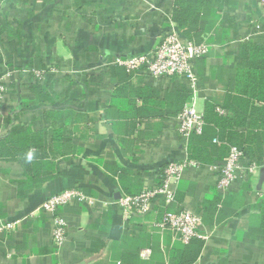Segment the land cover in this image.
Here are the masks:
<instances>
[{
    "label": "crops",
    "instance_id": "crops-1",
    "mask_svg": "<svg viewBox=\"0 0 264 264\" xmlns=\"http://www.w3.org/2000/svg\"><path fill=\"white\" fill-rule=\"evenodd\" d=\"M175 8V0H0L6 85L0 96V224L15 223L0 228V264H92L110 255L112 261L123 236L140 244L138 256L147 260L140 250L153 242L163 251L186 244L154 224L167 209L201 216V249L192 264H264V157L225 195L204 166L185 170L174 200L167 206L157 200L144 216L125 220L115 203L159 185L167 162L188 157L189 139L174 124L180 92L189 91L182 90L183 80H153L110 64L116 56L155 48L171 21L183 40L195 42L177 28ZM262 13L257 0H212L199 35L211 48L194 63L197 110L203 113L214 99L218 114L233 119L228 130L235 129L237 140L261 132L256 117L248 116L249 102L233 87L237 40L252 32ZM251 40L264 44V37ZM29 67L47 71L46 79L33 82L24 73ZM240 145L260 148L264 156V141ZM72 187L108 203L58 208L68 228L56 248L52 216L39 205Z\"/></svg>",
    "mask_w": 264,
    "mask_h": 264
},
{
    "label": "built area",
    "instance_id": "built-area-1",
    "mask_svg": "<svg viewBox=\"0 0 264 264\" xmlns=\"http://www.w3.org/2000/svg\"><path fill=\"white\" fill-rule=\"evenodd\" d=\"M257 3L263 10L261 18L253 21L252 32L239 38L237 42L250 41L258 36L264 37V0H257ZM210 48L211 46L205 42L183 40L171 21L155 48L145 53L116 56L111 59L110 64L120 66L131 74L144 73L153 80L164 77L183 79L191 94L190 99L174 118V124L180 137L188 140L193 134H201L205 124L203 113L196 107L199 81L194 63L208 54ZM24 73L37 81H43L47 75V71L31 67L25 69ZM5 86L4 78L0 76V96L5 91ZM204 166L214 175L215 187L222 195L232 189L236 179L253 173L256 168L254 162L247 161L245 151L237 146H230L227 156L221 163L204 165L185 157L180 161L167 162L159 185L144 189L136 195H122L115 203L121 208L125 220L133 216H144L152 211L157 200H161L164 206L174 200L173 187L179 182L185 170ZM71 203L95 206L98 203L107 205L108 202L91 197L78 187L62 190L46 198L39 205V210L52 216L51 242L56 248H60L66 241L68 228L66 219L57 211L58 208ZM201 223V216L195 212L185 209L176 212L167 209L154 224L160 229L170 230L180 241L188 243L191 239L200 237L198 229ZM14 225V222H8L0 224V228L13 229ZM150 254L149 248L140 250L143 259L149 258Z\"/></svg>",
    "mask_w": 264,
    "mask_h": 264
},
{
    "label": "trees",
    "instance_id": "trees-1",
    "mask_svg": "<svg viewBox=\"0 0 264 264\" xmlns=\"http://www.w3.org/2000/svg\"><path fill=\"white\" fill-rule=\"evenodd\" d=\"M212 0H175L176 8L173 15V21L176 22L177 28L185 31L189 38L194 39L196 43H200V34L203 27L204 14L208 10L209 3ZM239 49L240 62L234 76V93L249 102L248 116L254 115L253 118L257 130L260 134L247 135V137L237 140L238 136L233 129L228 130L233 124V119L227 114L219 115L216 111L219 108L218 102L210 99L205 104L203 112L204 126L201 134H193L189 138L188 157L196 160L201 164H216L221 163L227 156L230 146L241 147L246 154V159L249 162L263 158L260 148L244 149L240 144H243L250 139L264 141V44L257 42L244 41L241 42ZM32 68V67H31ZM35 83L43 81L35 80L29 75ZM183 80V79H182ZM182 85L188 89L185 81ZM189 90V89H188ZM190 91V90H189ZM180 92V111L183 105L190 99V93ZM226 109V107H225ZM179 111V112H180ZM235 111V110H234ZM253 116V117H254ZM259 119V120H258ZM258 121V122H257ZM254 122L250 123L253 125ZM216 138L215 142L211 140ZM10 140V138L8 139ZM8 142V141H7ZM261 156V157H259ZM259 208L264 222V195L259 201ZM139 240V239H138ZM119 253L112 258L104 261H94L92 264H192L200 253L201 242L196 238L191 239L183 245H175L172 248L161 250L154 242L148 245L151 254L147 260H142L138 256L140 244L133 246L126 237H121Z\"/></svg>",
    "mask_w": 264,
    "mask_h": 264
}]
</instances>
